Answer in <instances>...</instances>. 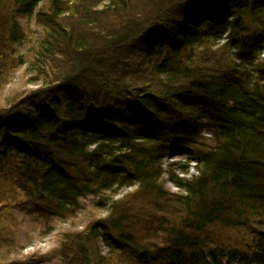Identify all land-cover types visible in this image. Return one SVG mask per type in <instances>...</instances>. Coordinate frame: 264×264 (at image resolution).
<instances>
[{
	"label": "trees",
	"instance_id": "16d2710c",
	"mask_svg": "<svg viewBox=\"0 0 264 264\" xmlns=\"http://www.w3.org/2000/svg\"><path fill=\"white\" fill-rule=\"evenodd\" d=\"M47 1L0 0V73L35 17L45 80L0 107V240L90 197L109 214L59 264H264V0ZM173 150L197 172L175 193Z\"/></svg>",
	"mask_w": 264,
	"mask_h": 264
},
{
	"label": "rangeland",
	"instance_id": "374dc122",
	"mask_svg": "<svg viewBox=\"0 0 264 264\" xmlns=\"http://www.w3.org/2000/svg\"><path fill=\"white\" fill-rule=\"evenodd\" d=\"M44 2L47 3L48 1L42 0V3ZM18 19L23 28L24 36L21 41L14 45V56L16 58L23 57L24 63L16 66L8 65L6 69L9 70L0 73V107H5L15 100L24 98L29 92L45 86V80L38 75L37 68H33L34 59L39 49L38 45L44 37L43 30L37 24L35 17L20 16ZM190 153L186 150H173L164 159L163 172L165 176L163 179L166 190L174 193L179 191L175 184L169 181L170 175L190 178L197 173L193 167H189L187 173L184 172L185 166L193 164L188 160L190 156H193ZM136 188L137 186L128 189L123 188L114 197L122 198ZM96 203L97 200L90 197L86 198L75 218L54 220L51 228L39 223L37 213L32 210L18 212V227L6 232L3 235V240H0V264L28 263L33 256L44 258L48 257L47 255L51 256L47 259H52L47 260L48 264H59L58 258L54 254L60 246L59 241L62 234L85 231L99 218L108 216L110 209L97 206Z\"/></svg>",
	"mask_w": 264,
	"mask_h": 264
}]
</instances>
